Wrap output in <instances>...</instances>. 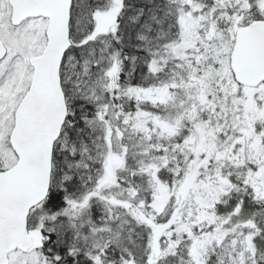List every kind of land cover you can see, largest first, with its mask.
<instances>
[{
    "label": "snow or ice",
    "instance_id": "snow-or-ice-1",
    "mask_svg": "<svg viewBox=\"0 0 264 264\" xmlns=\"http://www.w3.org/2000/svg\"><path fill=\"white\" fill-rule=\"evenodd\" d=\"M0 264H264V0H0Z\"/></svg>",
    "mask_w": 264,
    "mask_h": 264
}]
</instances>
